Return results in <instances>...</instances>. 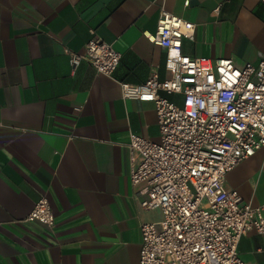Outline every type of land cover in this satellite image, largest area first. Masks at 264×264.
<instances>
[{
	"label": "crops",
	"instance_id": "crops-1",
	"mask_svg": "<svg viewBox=\"0 0 264 264\" xmlns=\"http://www.w3.org/2000/svg\"><path fill=\"white\" fill-rule=\"evenodd\" d=\"M162 11L194 25L186 56L264 59V0H0V264H139L140 228L160 212L140 207L128 145L131 134L158 142L159 129L154 105L124 99L120 84L169 77L147 38ZM91 38L121 54L111 76L71 70L67 51ZM224 181L264 204V149ZM42 197L53 228L26 220ZM237 252L264 264V237L244 235Z\"/></svg>",
	"mask_w": 264,
	"mask_h": 264
},
{
	"label": "built area",
	"instance_id": "built-area-1",
	"mask_svg": "<svg viewBox=\"0 0 264 264\" xmlns=\"http://www.w3.org/2000/svg\"><path fill=\"white\" fill-rule=\"evenodd\" d=\"M193 32L192 23L162 11L147 38L164 50L169 77L120 84L124 99L154 105L159 129L158 142L131 134L128 145L129 182L143 185L140 207L160 212L158 221L140 228L139 264H247L238 256L240 239L248 233L264 237V204L245 202L224 181L264 149V59L238 68L226 58L186 56L182 42L192 40ZM67 56L71 70L86 62L105 76L121 59L99 38H91L83 53L68 50ZM26 220L53 228L46 197Z\"/></svg>",
	"mask_w": 264,
	"mask_h": 264
}]
</instances>
